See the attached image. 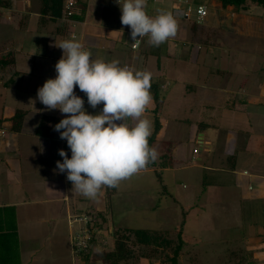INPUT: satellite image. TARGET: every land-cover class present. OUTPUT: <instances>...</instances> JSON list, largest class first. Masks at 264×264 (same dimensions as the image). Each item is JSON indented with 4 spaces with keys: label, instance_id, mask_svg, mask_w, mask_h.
I'll list each match as a JSON object with an SVG mask.
<instances>
[{
    "label": "rangeland",
    "instance_id": "1",
    "mask_svg": "<svg viewBox=\"0 0 264 264\" xmlns=\"http://www.w3.org/2000/svg\"><path fill=\"white\" fill-rule=\"evenodd\" d=\"M176 1L178 2V0ZM179 2L177 3L178 8L175 9L170 3L165 5V12L172 13L177 22V32L174 37L169 38L160 45L161 55L159 59L169 80H181L187 84L198 82L200 84L203 79H208L204 85V94L198 93L197 96L200 99L202 97L209 98L211 105L214 106L212 109L215 110L211 111L213 115L211 123L217 125V130L208 132V134L211 133L212 138L214 136L218 137V140L215 142L214 139H210L211 141L214 140L212 141V151L209 154L202 152L196 157L200 158L201 162L206 161L208 163L210 160L217 162L218 153L223 152L224 139L232 126L238 130V145L243 144L244 140L248 142L247 136L242 133V130L252 132L250 142H248L250 149L235 155V183L233 177L230 176L231 172L227 169L230 162L225 160L226 155L222 156L221 158L225 164L220 168L224 175L222 181L226 186L210 188L205 190L204 193H202L203 188L194 180L199 170L188 167L184 169L185 171L179 173L177 181H172V173H160V160L158 161V158H156L157 161H155L154 167L120 181L113 194H109L107 188L103 187L94 199L81 195L80 200H77L81 211L88 215L87 212L92 214L94 210L96 212L98 209L101 214L94 213V219L97 218L96 222L103 224L100 229L92 222L90 227L91 232L94 234V241H88L87 251L85 252H89L90 256L97 257L102 253V250L109 251L114 241L111 236L112 227L123 229L143 228L163 232L174 231L175 228H179L185 222V225H182L183 235L189 246L187 245L188 247L184 248L187 251L182 256L180 255L179 264H264V248H262L264 239L256 236L257 234L264 235V97L261 95V93L264 94V6L252 5L249 10L237 12L243 15L242 28L239 25V30L242 29L241 33L235 32L233 25L226 29L219 26L215 27L214 20L210 19V26H207L206 30H211L213 36L209 34L207 37L194 29L195 6L193 1L189 2L192 7L190 13L188 10L185 11V13H189L190 17H184L186 18L184 22L181 18L185 14L182 12L185 9V4ZM35 7L34 5L33 8ZM10 8L11 4L0 6V58L11 53L14 61L4 69L8 68L9 71L15 73V65L17 67L23 63L31 66L34 59L29 57V60L24 62H21L22 60H19V58L15 59V51L18 48L15 39L20 40V37H23L22 47L24 49H27L28 46L33 47V44L37 45L40 40H37V43H31L32 39L28 36V31L25 30L27 24L22 21L23 19L20 22L15 21V19L11 22L6 17L9 14L6 10ZM229 9H226V12H229ZM1 15H3V18H1ZM28 25L30 27L36 26V23ZM52 26L56 28L54 24ZM201 28L203 29V27ZM260 33L263 34L261 38H259ZM248 37H253V39ZM173 38L177 40L175 45L170 41ZM12 41H14L13 44ZM207 42L209 45H216L217 47L225 44L226 53H219L216 47L212 49L214 52L210 53L212 69L217 67L220 70L219 76L214 72H210L209 69L200 75V73H197L198 66L190 62H182L177 57L178 53L166 52L167 47L174 46L176 48L183 45V47L190 49L191 58H193L197 46H199L198 44L203 47ZM22 47L19 48L22 49ZM241 49L246 51L240 52ZM51 51L46 52L48 56L51 55ZM204 51L205 49L202 52ZM41 53L37 52V54ZM125 56L121 52L112 60H118L120 66L124 67ZM16 60H19L20 63L18 64ZM152 61L155 62V59L150 58L146 67V71H151V74L155 70L151 65L153 64ZM225 67L229 69L226 68L228 72L224 71ZM134 68L136 69V64ZM4 69H0V117L1 114L13 116L15 108L27 111L28 114H26V118L24 117L23 128L18 134L9 130L11 127L9 121H4L5 123L2 124L5 130L2 127L0 128V193L1 190L8 191V195H10L8 201L40 199L45 192L54 196L52 189L57 192L65 189L66 186V184H63L62 174L56 168V162L60 160L62 162V157L58 154V150L62 149V145L58 143L60 137H56L59 134L55 133V137L50 141L51 146L58 143L56 152L53 151L56 158L53 156L54 159L50 162L55 173L52 179H48L43 175L44 168L39 163L41 159H44L42 157L44 149L36 146L31 149V145L28 144L29 141H27L26 148L22 149L21 147V141L25 140L24 138L26 140L30 138H34L33 140L38 139V136L34 133L33 137L29 134L35 131L38 125L37 121L43 114H54L59 111L58 109L46 110L45 106L36 99L38 88L42 87L47 78L53 77L48 73L45 75L46 77L38 78L39 80L37 78L36 81L31 79L32 82H27V80L23 82V78L18 77L9 85L12 90H8L4 87V84L8 82L12 75ZM19 69V71H22L21 67ZM137 70H141V68ZM230 72L235 73L231 74ZM166 85L167 82L160 90L162 93H169L170 87L168 85L165 88ZM24 88L27 89V92H24L26 91ZM35 90L36 92H34ZM165 111L164 108L163 114ZM167 114L166 111L164 115ZM144 116L148 119L150 113ZM190 117V120L194 119L193 116ZM166 118V125L163 126L164 137L175 140L178 138L181 142L186 141L185 143H187L186 145L183 144L178 150L179 164L183 165V161L186 160L183 158L186 156V152L188 151L189 157H191L192 149H198V146L193 141L188 143L186 140L190 135L188 125H177L172 117ZM231 119H233L232 123ZM129 120H127V123H129ZM132 122L135 123V121ZM13 136L17 137L16 139L19 141L14 142V147ZM167 147L168 145L165 143L158 144L154 148L157 157L160 155V150L161 154L166 153ZM5 150L6 152H4ZM194 163L197 162L194 161ZM17 166L19 168L16 169ZM9 168L13 170L8 172ZM243 171H246L248 175L242 176L241 172ZM11 172L12 174H10ZM10 178L15 180H10ZM180 181L185 183L186 188H182L180 183L179 186L174 188V185ZM58 184L61 186H58ZM163 184L167 186L165 191L161 190ZM248 187H251V189ZM49 188H51L50 191ZM73 190L69 181V196H73L74 193L77 195L78 192ZM176 190H178V197L176 196ZM3 199L4 195L0 194V201L6 200ZM202 202L205 207L204 213H202L201 208L195 209V205L196 207L203 206ZM29 203L31 206L19 208V214H17L22 264H81L79 262L81 254L77 255L72 251L71 239L76 232L83 229L84 231L87 230L85 224L74 222L73 217H68L63 205L60 209L61 205L58 208L59 205L47 206L46 204L38 205L39 203L27 202L28 205ZM193 206L194 208L191 210ZM187 210L194 211V214L186 216ZM44 218H46V221ZM176 233L172 234L174 240L176 239ZM170 236L171 234H168V237ZM91 248H96L99 252ZM133 248L136 256H139V247L133 246ZM190 248H193V250ZM249 251L252 252V258L247 257ZM168 253L171 255L169 250ZM124 264L170 263L165 261L164 257H159L147 259L146 261L136 258Z\"/></svg>",
    "mask_w": 264,
    "mask_h": 264
},
{
    "label": "crops",
    "instance_id": "2",
    "mask_svg": "<svg viewBox=\"0 0 264 264\" xmlns=\"http://www.w3.org/2000/svg\"><path fill=\"white\" fill-rule=\"evenodd\" d=\"M3 1H6L9 4H11V8L6 10V12L9 13L7 14L6 17H8L11 22L14 19L15 21L17 20L20 22L23 19L22 21H25L27 24V28H25V30L28 31L27 34L32 39L31 43L32 44L33 42L37 43V40H40L39 41L40 43H37V45L33 44V47L28 46L27 49H24V47H22L23 37H20V40L15 39L16 44L18 45V48L15 51L16 52L15 59L19 58V60H22L21 62H24L25 60H29V57L34 58L32 60L33 62L31 66L30 65L28 66L23 63L20 64L21 66L18 65L19 67L18 66L16 67L15 65V68H16L15 73L13 71H9L8 68L4 69V70H7L10 73V75L16 74L15 80L19 77L21 79L23 78L22 80L23 82L26 80L27 82H29L31 79L33 80L35 79L36 81V78L38 79L41 77H46L45 75L48 73H50L52 77L55 78L56 71H55L54 66L56 62L62 57V54H63L62 49H60L57 46L60 44L61 41L72 39V38H75V40L82 45L83 50H86L91 53V60L93 61L103 60L104 62H111L113 61L112 60L113 57H117L121 52H123V54L126 55L125 56L126 61H125L124 66H127L134 70L141 68V70L146 71V67L148 65L149 59L153 58L155 59V62L152 61L153 64L151 65L155 68V70L153 71V74H152L151 83L157 82L158 84H160V87L162 89L167 82V85L165 86V88L168 87V85L170 87L169 93H162L160 91L158 101H154L152 99L151 103L148 105L147 110L144 114L146 115L150 113V116H148V119L151 121V124H152L151 135L153 134L155 130V126H156L155 119H157L159 128H160V130L156 133L155 137L153 138L149 147L154 149L155 147L158 146V144L161 145L162 143H165L168 145L166 152H168L167 150L169 149L168 156L170 157V165H167L165 168H161L159 166L160 173H163V172L172 173L171 175L172 181L173 180L177 181L179 179L180 172L185 171L184 169H187L188 167H194L197 170H199L198 175H196V178L194 180L195 182H198L200 187L203 188L202 193H204L205 190H208L210 188H219V187L226 186L224 181H222L224 175H223V172H221V168H220V167H223V165L225 164L221 157L226 155L225 160L230 162L228 164L227 169L231 172L230 176L233 177L234 179V175H235L234 173H235V167H236L235 165L236 156H234V153L237 150V153L235 154L237 155L239 152H242L244 150L247 151L248 149H250L248 147V142H250L249 140L252 136V132L249 130H246V131L242 130V133L246 134L248 142L244 140L243 144L238 145L237 144V141H238L237 131L238 130L234 129L235 127L232 126L230 128V131L227 133L224 139L225 143L222 146L223 152L218 153L217 162H214V160H210L208 161V163L206 161L201 162V159L196 157V155H200L202 152H206L209 154L213 149L212 141L215 140V142H217L218 140V137L214 136V138H212L213 136H211V133L208 134V132H212V131L214 132L217 130L216 129L217 125L211 123V120L213 118L211 111L215 110V109H212L214 108V106L211 105L209 98L206 99L202 97L200 99L197 96L198 93L204 94V85L206 84L205 82H207L206 80L208 79L206 80L203 79V81L200 84L198 82L197 83L190 82V84H187L186 82L183 83L181 80L180 81L171 80V79L169 80L168 76L164 72V69H162L160 59L158 60L156 56L150 55L149 53L150 45L148 43V37L141 38L140 46L136 49H132L131 46L134 42L131 40V37H130V28L128 26H124L121 24V21H120L121 11H120V7L117 4L116 0H84L87 3V8H86V13H85V17L83 21H74V20H69V19L67 20L66 18H61V19H58L56 22H52L48 16L39 14L40 0H3ZM167 3H170L174 9L178 8L177 7L178 2L176 0H147V5L145 8L146 14L149 15L150 17H155L160 12H165V8H166L165 5ZM200 4H203L204 6H206V12H207L206 16L202 18L200 21H197L198 22L197 25H194L195 27L194 29H196V31H198L200 34H204L206 36L207 35L209 36L210 34V36H213V34H211L213 33L211 32V30L209 31L206 30L207 26H210V22H209L210 19L214 20L215 27L219 26L222 29H226L233 25V30L235 32L238 31L239 33H241L242 29L239 30L240 28H242L241 23H242L243 15L241 13H237L233 11L232 7H227L223 9L220 3L216 0H201ZM34 5L36 6L35 8H33ZM252 5L253 4H247L245 6L244 11L252 8L251 7ZM226 9H229L230 13L226 12ZM222 11L224 12L223 14L221 13ZM1 18H3V15H1ZM185 22H187V20H185ZM34 23H36V26L30 27L28 25V24H34ZM51 24L52 25L54 24L56 28H54V26H52ZM239 25H240V28H239ZM16 27H17V24H16ZM201 27H203V29ZM234 27L237 30H235ZM18 29H19V26H18ZM261 37H263L262 33H260L259 38ZM248 38L253 39V37H248ZM170 41L174 45L177 43V40L176 39L174 40V38L173 40L170 39ZM13 43L14 41H12V44ZM198 45L199 46H197L196 54L193 55L194 56L193 58H191L190 49L188 47H183V45L177 46L176 48H174V46L167 47L166 52L170 51L173 54L178 53L177 57L182 62H190L191 64L198 66L197 73H200V75L204 74V72L209 69L210 72H214L216 73L217 76H219L220 70L217 67L215 69H212V66H211L212 61L210 58L211 57L210 53L214 52L212 49L215 47L217 48L219 53L221 52L226 53L225 44H223V46L220 45L218 47L216 45H211V44L209 45L208 42L205 45H203V47H201L200 44ZM19 47H22V49ZM203 49H205L204 52H202ZM50 50H52L51 55L48 56V53L46 52ZM244 51L246 50H242V49L240 50V52H244ZM37 52H42V53L37 54ZM32 56H35V57H32ZM221 59L224 60L223 58ZM19 60H16L18 64L20 63L18 62ZM35 60H38V61H35ZM214 60H216V58H214ZM135 64H136V69L134 68ZM228 66H229V63H228ZM20 67L22 71L24 70L25 71L24 72L19 71ZM47 68H48V71H47ZM226 68L227 67H225L224 71H227ZM228 68L230 69L231 67L229 66ZM232 73H235V72H232ZM24 78L26 79L24 80ZM50 78L51 77L47 79H50ZM199 85H201L202 87H200ZM6 88L8 90H12L10 87H6ZM26 88H24V90ZM24 92H27V89ZM34 92H36V90ZM74 93L84 100V108L88 114L95 115L102 109V104L98 105L96 109H92L87 103L86 95L83 92H81L78 87L74 88ZM261 95L264 97L263 93H261ZM164 108L168 112L167 115H164L166 114V111L163 114ZM43 115H51V116L57 115L56 117L55 116L54 117L59 122L62 118H64L66 114H62L60 113V111H57L54 114L47 113ZM190 116H193L194 119L190 120L191 118ZM9 117L10 116H7V115L5 116L4 114H1L0 118L6 119ZM166 117H172L173 121H175L177 125H180V124L188 125L190 135L189 136L187 135L188 137L186 138V140L188 143H190V141H193L195 145L198 146V149L197 148L192 149L191 157H189L188 151L186 152V156L183 157L184 160L186 159L185 161H183L184 162L183 165L179 164L180 159H179L178 150L180 147L183 146V144L186 145L187 143H185L186 141L181 142L178 138L175 140L173 138L167 139L166 136L164 137L163 126L166 125V120H165L167 119ZM24 120H23L22 125H24ZM39 120L40 119H38L37 122H39ZM128 122L130 123V126L131 124H133L131 119ZM232 122H233V119H231V123ZM4 123L5 122H3V124ZM2 128L5 130L4 127ZM6 131H7V127H6ZM33 133L34 132L32 131L29 134V136L31 135L33 137L34 136ZM55 133L59 134L58 132H55ZM15 134H18V133H15ZM56 137L59 138L60 136L57 135ZM150 137L148 138V140L150 139ZM16 138L17 137L15 136L12 137L13 144L15 141L19 142L17 141ZM57 138H56V141H57ZM24 139L25 140L21 141L22 149L26 148L27 141H29L28 144L31 145V149L34 146H36L37 148L44 149V153H43L44 155H42L44 159H41L39 163L43 165V168H44L43 175L46 176V178L48 179H52V176L55 175V173L53 172L54 170L50 162H52L53 159L56 158V155H53L54 154L53 151L56 152L58 143L59 145L63 146V143L66 142V140L60 139L59 142L55 145H52L53 146L52 147L50 144V141L52 139H45V138H39V137L36 140H33L34 138H30L29 140H26V138ZM210 139H214V140L211 141ZM37 142L38 144H36ZM14 146L15 144L13 145V147ZM4 152H6V150ZM159 152H160V155H158L157 157L158 161L160 160L159 158L161 157V155H163V153L161 154V150ZM53 156L54 158H52ZM155 161L152 166H149V167L146 166L141 171H148L151 167H154L156 163ZM194 161H196L197 163H194ZM62 162H63V158H62ZM17 168L19 167L17 166L16 169ZM12 170L13 169L9 168L8 172ZM10 174H12V172ZM60 174H62L63 184H66V186H65V189L61 191H57V192L55 189H52L54 191L52 192L54 196L49 195L48 192H45L44 196L40 199L28 200V201L26 200L8 201V198L10 196L8 195V191L1 190L0 194L4 195V199L6 200L3 199L4 200L3 202L0 201V207L14 205L16 206V215H17L19 214V208H23L25 206H31V204L29 203L28 205L27 202H33V203H39L38 205H43V204H46L47 206L59 205L57 206L58 208H60V205H61L60 209H62V205H63L64 211L66 212L68 217H78L81 215H86L84 212L81 211V208L79 207L77 203V200H80L82 194L78 192L77 195L76 193H74L73 196H69V191H68L69 181L67 180L65 173H60ZM241 175L246 176L248 175V173L246 171H243L241 172ZM10 180H15V179L10 178ZM179 183L180 185H182V188H186L185 183H183L182 181L176 183L174 185V188L176 186H179ZM234 183H235V179H234ZM58 186H61V185L58 184ZM162 186H164V188H161V190L165 191L167 186L165 184H163ZM51 188H49V191ZM248 188L251 189V187H248ZM175 192H177L176 196L178 197V190H176ZM171 197L173 196L171 195ZM32 205H36V204H32ZM193 208L194 206L192 207L191 210H193ZM199 208H201L202 213H204V210H205L204 204L203 206L199 205V207H196L195 205V209H199ZM94 213H97L98 215H100L101 211L97 209L96 212L94 210ZM192 214H194V211L192 212L190 210L186 211V216H189V215L192 216ZM197 216L199 217V215ZM44 219L46 221V218ZM182 225H185V222ZM182 225L179 228H175L174 231H169V234H171L170 238H172L173 237L172 234L174 232L176 233V231H178L179 229L182 230L181 237L185 245L179 254L178 261L181 258L180 255L182 256V254H184L187 251V249H184V248H186L187 245L189 246V244L185 241ZM256 236L258 237L260 236V238L264 239V235L257 234ZM191 242L193 243V241ZM262 242L264 243V240ZM262 248H264V246ZM91 249H94V251H98L96 250V248H91ZM190 249L193 250V248H190ZM87 254L89 255V252L84 255H81L82 257L80 256V261L79 260L78 261L81 264H88V263L89 264H100L101 263V261H99L100 260L99 256L97 257H94L93 255L86 256ZM30 257L32 258V256ZM139 258H141V260H144V261L147 260V258H142L138 256L137 259Z\"/></svg>",
    "mask_w": 264,
    "mask_h": 264
},
{
    "label": "clouds",
    "instance_id": "3",
    "mask_svg": "<svg viewBox=\"0 0 264 264\" xmlns=\"http://www.w3.org/2000/svg\"><path fill=\"white\" fill-rule=\"evenodd\" d=\"M116 2L121 24L130 28L134 48L144 37H148L149 45L159 47L176 35L172 13L150 17L145 11L147 0ZM57 47L63 54L54 66L56 76L38 88L36 99L46 110L66 114L53 130L66 140L71 157L58 150L63 162L57 161L56 168L66 174L72 189L94 199L103 187H116L157 158L148 144L152 124L144 118L152 101V74L121 67L118 60L93 61L91 53L75 38L61 41ZM75 87L86 95L92 109L101 104L102 109L88 114L84 100L74 93ZM129 119L135 121L131 126L125 122Z\"/></svg>",
    "mask_w": 264,
    "mask_h": 264
},
{
    "label": "trees",
    "instance_id": "4",
    "mask_svg": "<svg viewBox=\"0 0 264 264\" xmlns=\"http://www.w3.org/2000/svg\"><path fill=\"white\" fill-rule=\"evenodd\" d=\"M193 1L195 9L200 4L201 0H190ZM220 3L223 9L227 7H232L233 11L238 12L244 10L247 4H253L258 6H264V0H216ZM66 0H40L39 14L48 16L52 22H56L58 19L65 18L64 16V7ZM1 5H9L8 2L0 0ZM204 6V5H203ZM206 7V6H205ZM87 3L84 0H75V7L73 13L66 17L68 20L74 21H83L86 13ZM182 20L185 18L182 17ZM194 25H197V19L195 15V20L193 21ZM150 55H154L159 60L161 55V47H154L150 45L149 50ZM14 57L11 53H8L7 56L0 58V69H4L8 65L13 63ZM16 74H13L8 82L4 84V87H9L11 83L15 80ZM161 87L157 82L151 83L150 93L154 101L159 100V93ZM27 111L16 109L13 116L10 118L2 119L0 118V128L4 121L11 122L10 131L14 133H19L22 128L24 117L26 116ZM156 126L153 134L148 140L150 146L153 138L156 133L159 131V124L157 119ZM58 123V120L51 115H42L38 125L34 131V134L40 138L53 139L56 131L53 130V126ZM190 123V122H189ZM201 125V124H200ZM62 150L66 152L68 157H71L70 149H68L67 143L64 142ZM168 152L161 155L159 166L165 168L167 165H170V157ZM236 152L234 153V156ZM153 162L147 164V167L152 166ZM109 194H113L116 190V187H106ZM161 188H164L162 186ZM88 211V210H87ZM98 216V215H97ZM92 218V219H90ZM97 218L94 219V213L90 214L88 212V222L87 230L90 235V241H94V234L91 232L92 222L95 223V226L102 228L103 224L96 222ZM108 230V228H106ZM169 231H156L148 229H133V228H115L112 227L111 236L113 237V245L109 251H103L99 255V259L102 264H124L128 261L138 258L135 254L134 247H139V256L142 258H159L164 257L165 261L170 264H179L178 258L181 250L184 247V241L182 240L181 234L182 230L179 229L176 233V239L168 237ZM168 250L171 255H169ZM89 251V249H88ZM167 251V253H166ZM157 253L158 255H156ZM86 254L82 253L81 255ZM252 252L249 251L247 257H251ZM88 256V254L86 255ZM87 258V257H86ZM88 259V258H87ZM160 260V259H159ZM251 262V261H250ZM0 264H22L21 255H20V241H19V232L17 224V215H16V206H2L0 207Z\"/></svg>",
    "mask_w": 264,
    "mask_h": 264
},
{
    "label": "built area",
    "instance_id": "5",
    "mask_svg": "<svg viewBox=\"0 0 264 264\" xmlns=\"http://www.w3.org/2000/svg\"><path fill=\"white\" fill-rule=\"evenodd\" d=\"M178 2L180 4L181 3L185 4V9L184 11H182L183 13H185L186 10H188L190 13L192 9L191 5L189 4L190 0H178ZM74 7H75V0H66L65 7H64V16L69 17L73 13ZM189 13L186 12L182 17L189 18ZM206 13H207L206 7L203 5H199L195 9V15H196L197 20L204 18L206 16ZM131 47L132 49H136L133 47V44ZM73 218H74V222H83L85 226L87 225V222H88L87 215H81V216L73 217ZM85 229H87V227ZM89 239H90V235L88 233V230L84 231L83 229V230L76 232L72 236V239H71L72 251L76 253L77 255L82 254L83 252L87 251L86 249L88 247L87 245H88Z\"/></svg>",
    "mask_w": 264,
    "mask_h": 264
}]
</instances>
